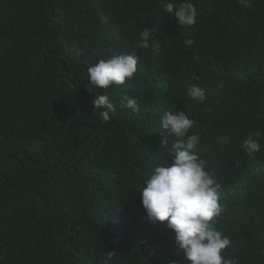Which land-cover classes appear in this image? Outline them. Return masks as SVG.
<instances>
[{"label":"trees","instance_id":"trees-1","mask_svg":"<svg viewBox=\"0 0 264 264\" xmlns=\"http://www.w3.org/2000/svg\"><path fill=\"white\" fill-rule=\"evenodd\" d=\"M167 2L0 0V264H104L109 251V264H190L141 201L144 181L170 159L175 138L159 123L169 109L196 122L195 151L222 185L216 227L233 245L223 254L264 264V138L259 152L242 149L264 134V0H192L197 24L187 29ZM145 28L150 47L135 48ZM133 52L134 79L96 90L117 108L105 124L87 69ZM193 84L203 103L188 97Z\"/></svg>","mask_w":264,"mask_h":264},{"label":"clouds","instance_id":"clouds-1","mask_svg":"<svg viewBox=\"0 0 264 264\" xmlns=\"http://www.w3.org/2000/svg\"><path fill=\"white\" fill-rule=\"evenodd\" d=\"M247 8L252 7V0H237ZM164 12L176 19L183 28L197 24L198 11L192 0H181L177 5L171 0L163 4ZM152 32L145 28L139 33L135 48L148 49ZM192 33L185 35L183 43L192 46L195 41ZM140 57L132 54H117L99 59L87 69V90L95 94V109H102V122L108 124L117 115V108L111 95L99 94L97 89H108L109 86H122L132 81L138 72ZM199 62L200 57L194 56ZM190 99L203 103L206 92L193 84L187 89ZM120 99L123 106L139 111L138 98L123 93ZM160 126L167 134L174 137L169 151V160L156 166L150 178L144 181L141 191L142 206L148 218L153 222H167L166 227L174 232L176 248L184 254L190 264H239L236 257L227 258L225 249L232 248L231 239L217 229L218 218L224 211L220 202L222 185L214 171L209 170L208 161L196 151L201 143L198 133H191L195 121L184 111L166 110L160 117ZM227 139V137H222ZM260 131L249 134L242 144V149L253 155L261 150ZM167 138L163 143L167 145ZM168 149V150H169ZM113 251L107 253L104 264H109ZM175 264V262H171Z\"/></svg>","mask_w":264,"mask_h":264}]
</instances>
